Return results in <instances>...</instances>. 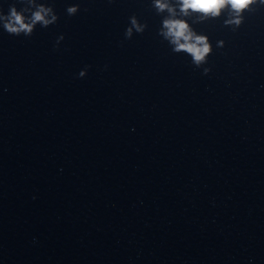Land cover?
Returning <instances> with one entry per match:
<instances>
[{"label":"clouds","instance_id":"9594fccd","mask_svg":"<svg viewBox=\"0 0 264 264\" xmlns=\"http://www.w3.org/2000/svg\"><path fill=\"white\" fill-rule=\"evenodd\" d=\"M111 2V0H109ZM22 5L17 8L16 4ZM152 8L163 17L158 35L167 41L174 53H184L191 58L196 68H202L203 75H208L211 68L205 67L208 57L213 52L209 37L197 31L192 24L219 19L222 16L223 25L233 32L237 31L245 21V13H254L264 8V0H152ZM80 11L79 4L66 9L69 16ZM59 17L54 7L44 0H14L9 4L8 12L0 9V27L9 35L30 37L37 25L47 28L57 23ZM191 19V23L189 20ZM129 26L124 36L130 40L134 33L142 34L147 28L133 15L129 17ZM64 40L63 34L57 37L55 48ZM225 42L217 41L216 46L223 48ZM87 74V66L82 69L78 77Z\"/></svg>","mask_w":264,"mask_h":264}]
</instances>
